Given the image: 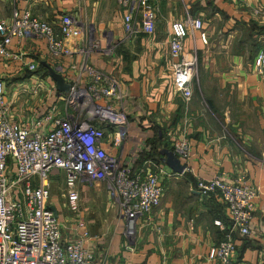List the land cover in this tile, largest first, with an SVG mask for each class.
Here are the masks:
<instances>
[{
    "label": "crops",
    "instance_id": "obj_1",
    "mask_svg": "<svg viewBox=\"0 0 264 264\" xmlns=\"http://www.w3.org/2000/svg\"><path fill=\"white\" fill-rule=\"evenodd\" d=\"M130 1L0 0L3 18L12 9L27 10L54 29L61 14H70L82 33L79 40L66 39L72 50L85 43L88 33L96 39L111 37L115 46L110 56L91 52L87 59L120 83L126 138L110 150L120 163L131 160L140 167L149 160L141 157L150 153L156 136L154 143L165 146L170 133L187 142L189 155L181 174L166 167L159 155L170 174L161 179L158 206L147 221L138 222L133 237L123 235L118 217L113 227L97 229L83 212L93 264H210L207 251L222 238L212 221L223 218V208L214 195L198 193L195 181L219 173L227 182L244 176L257 189L249 234H233L231 264L264 262V76L254 71L255 53L264 50V16L255 10L264 9V0H152L153 32L121 41V18ZM186 14L199 18L202 27L183 39L184 52L196 57L192 94L184 103L171 88L167 41L171 24ZM7 49L36 67L29 72L15 58H0L10 118L22 123L36 117L32 109L42 103L45 85L54 83L46 66L62 76L76 70L81 55L51 58L43 42L33 38L13 40ZM37 83L41 87L30 97L25 91Z\"/></svg>",
    "mask_w": 264,
    "mask_h": 264
},
{
    "label": "built area",
    "instance_id": "obj_2",
    "mask_svg": "<svg viewBox=\"0 0 264 264\" xmlns=\"http://www.w3.org/2000/svg\"><path fill=\"white\" fill-rule=\"evenodd\" d=\"M255 12L264 16V9ZM154 17L152 0H131L121 18V41L130 40L138 32L151 34ZM201 27V20L188 14L170 26L167 47L172 59L171 88L184 103L192 94L196 57L192 51L184 52L183 39ZM81 35L68 13L60 15L57 29L27 10L12 9L7 18L0 15V58H15L27 71H35L33 61H22L7 49L13 40L25 38L43 42L51 58H69L76 52L81 55L76 70L62 74L68 90L59 92L54 83L45 85L42 103L32 109L36 117L22 123L11 120L0 79V264H93L78 191L96 182L104 183L123 224V235L131 238L138 222L147 221L158 206L161 179L170 174L159 161L145 160L135 168L131 160L120 163L111 153L126 138L120 83L87 58L91 52L110 56L115 43L108 34L96 39L88 33L83 45L70 49L66 39L79 40ZM254 71L264 76L263 48L255 53ZM40 87L37 83L25 92L34 97ZM168 138L171 152L185 165L189 155L185 138L174 133ZM54 171L63 173L62 207L70 220L68 239L62 235L58 203L51 199L47 177ZM195 189L214 195L223 208V218L212 221L222 238L209 247L206 260L210 264H231L233 234H249L257 189L244 176L227 182L221 173L197 179Z\"/></svg>",
    "mask_w": 264,
    "mask_h": 264
},
{
    "label": "rangeland",
    "instance_id": "obj_3",
    "mask_svg": "<svg viewBox=\"0 0 264 264\" xmlns=\"http://www.w3.org/2000/svg\"><path fill=\"white\" fill-rule=\"evenodd\" d=\"M47 178L50 183L51 199L58 203L59 220L64 225V229L61 230L62 235L68 239V227L70 226V220L67 211L62 207V201L65 193L62 180L63 173L61 171H54L49 174ZM78 192L80 198V208L83 210L85 218L91 226H95L99 229L101 225L109 227H113L115 225L117 216L115 215L114 209L116 205L108 196L104 183L96 182L95 184L79 190Z\"/></svg>",
    "mask_w": 264,
    "mask_h": 264
},
{
    "label": "water",
    "instance_id": "obj_4",
    "mask_svg": "<svg viewBox=\"0 0 264 264\" xmlns=\"http://www.w3.org/2000/svg\"><path fill=\"white\" fill-rule=\"evenodd\" d=\"M47 68V74L50 76L54 82L55 89L59 92H66L68 90V84L64 82L63 77L55 72L52 68ZM160 161L168 167L173 173L181 174L184 171L185 165L180 162V160L168 149H161L159 151ZM50 209L55 214V209L53 206H50Z\"/></svg>",
    "mask_w": 264,
    "mask_h": 264
},
{
    "label": "trees",
    "instance_id": "obj_5",
    "mask_svg": "<svg viewBox=\"0 0 264 264\" xmlns=\"http://www.w3.org/2000/svg\"><path fill=\"white\" fill-rule=\"evenodd\" d=\"M160 132H161V129H160ZM156 135V134H155ZM159 138H157V136H156V139H154V141L155 140H158ZM154 141H152V143H151V151H150V153H148L147 155H144V156H142L141 158L142 159H146V158H148L149 160H154V161H159V148L160 147H164L165 145H162V144H158V143H154ZM165 147H167L168 149H170L171 150V147L170 146H165Z\"/></svg>",
    "mask_w": 264,
    "mask_h": 264
}]
</instances>
